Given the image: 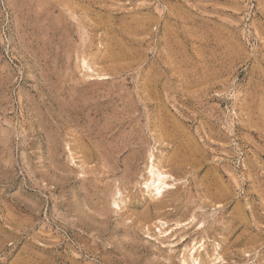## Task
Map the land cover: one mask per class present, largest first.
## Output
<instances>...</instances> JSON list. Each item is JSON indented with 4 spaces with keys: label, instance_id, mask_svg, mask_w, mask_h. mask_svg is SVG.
<instances>
[{
    "label": "rangeland",
    "instance_id": "1",
    "mask_svg": "<svg viewBox=\"0 0 264 264\" xmlns=\"http://www.w3.org/2000/svg\"><path fill=\"white\" fill-rule=\"evenodd\" d=\"M196 243L264 264V0H0V264H194Z\"/></svg>",
    "mask_w": 264,
    "mask_h": 264
},
{
    "label": "bare ground",
    "instance_id": "2",
    "mask_svg": "<svg viewBox=\"0 0 264 264\" xmlns=\"http://www.w3.org/2000/svg\"><path fill=\"white\" fill-rule=\"evenodd\" d=\"M87 68H89L88 65H87ZM162 166H160V164L156 162V159L153 156L150 157V162L147 167L148 177L145 183L143 184H144V187L147 188L148 193L150 197H152V199L154 198L162 199L165 196V194L169 192L171 189H173L174 187V184L170 183V180L174 179L173 176L170 173H168L165 169H163ZM156 224L164 228V231H161V229H159V232L163 237L169 236L171 232L173 231V229L169 228L168 223L163 220H157L155 222V225ZM165 227H167V230H165ZM198 250L199 251L204 250V244L202 245L197 244V243L194 244L192 247H190L189 253H187V255H189L190 257L188 258L190 260L192 259L193 260L192 262L194 264H200L198 258H196V254L199 252ZM184 264H187V263L184 262Z\"/></svg>",
    "mask_w": 264,
    "mask_h": 264
}]
</instances>
